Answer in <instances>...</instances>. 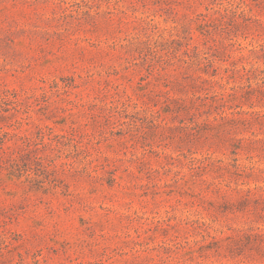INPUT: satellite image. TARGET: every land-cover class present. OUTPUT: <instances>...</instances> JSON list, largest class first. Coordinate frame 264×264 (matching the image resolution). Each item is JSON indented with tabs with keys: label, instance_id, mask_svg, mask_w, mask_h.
I'll list each match as a JSON object with an SVG mask.
<instances>
[{
	"label": "rangeland",
	"instance_id": "374dc122",
	"mask_svg": "<svg viewBox=\"0 0 264 264\" xmlns=\"http://www.w3.org/2000/svg\"><path fill=\"white\" fill-rule=\"evenodd\" d=\"M0 264H264V0H0Z\"/></svg>",
	"mask_w": 264,
	"mask_h": 264
}]
</instances>
